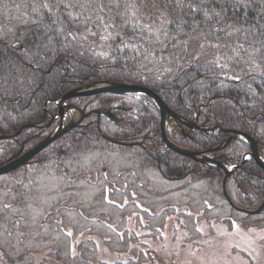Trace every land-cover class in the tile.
Returning <instances> with one entry per match:
<instances>
[{"label": "trees", "instance_id": "obj_1", "mask_svg": "<svg viewBox=\"0 0 264 264\" xmlns=\"http://www.w3.org/2000/svg\"><path fill=\"white\" fill-rule=\"evenodd\" d=\"M101 82L144 86L186 121L244 131L264 156V0H0V136L45 124L61 94ZM74 101L86 114L79 124L0 175V264H140L141 239L159 237L180 208L192 237L200 219L264 227V209L234 206L264 202L252 158L227 178L233 205L222 168L166 148L150 97ZM54 124L1 138L0 166ZM179 129L166 123L171 140L196 151L227 136ZM249 150L236 137L211 156L239 164ZM80 234L133 257L103 262Z\"/></svg>", "mask_w": 264, "mask_h": 264}, {"label": "rangeland", "instance_id": "obj_2", "mask_svg": "<svg viewBox=\"0 0 264 264\" xmlns=\"http://www.w3.org/2000/svg\"><path fill=\"white\" fill-rule=\"evenodd\" d=\"M78 114L73 109L65 118L69 120ZM182 211L184 208L177 209L167 217L159 237L141 239L139 247L147 259L140 264H264V227H243L235 221L228 226L222 221L196 220V217L198 235L192 237L176 215ZM134 226L133 221L127 223L129 229ZM136 231L137 234L141 232ZM88 237L97 243L98 258L103 262L133 257L128 251L110 252L92 235L80 234L76 242Z\"/></svg>", "mask_w": 264, "mask_h": 264}, {"label": "water", "instance_id": "obj_3", "mask_svg": "<svg viewBox=\"0 0 264 264\" xmlns=\"http://www.w3.org/2000/svg\"><path fill=\"white\" fill-rule=\"evenodd\" d=\"M98 93H112V94H121V95L141 94V95H146L150 97L155 102L160 112V133H161V138L166 148L173 150L175 152H178L179 154H182L184 156L190 157L201 163L209 164V165H216L222 168L225 172V177L223 179L224 192L228 200L232 204L233 202L230 199L227 193V189H226L227 178L232 173V171L236 169V167L242 165L246 160L250 158H252L258 166L264 169V156L261 152L260 144L253 137L248 135L246 132L232 130V129L222 130V132L228 134V136L226 137L224 141H222L216 147H212V148H209L203 151H196V150L185 148L170 139V137L168 136L166 132L167 122L173 119L175 121H181L187 127L194 128V129H200L203 132L207 131L208 129L206 127L196 124L193 121L184 120L178 113L174 112L158 94H156L153 90L149 88H146L140 85H129V84H123V83H114V82H101V83L87 84L81 87H77L59 96L58 100L56 99L55 101L57 102V105L59 106L60 111H62L63 108H66L65 115H67L68 112H70V110L76 109L79 113L78 118H71L66 124L61 123L57 127V129H55V131H53L51 134L41 139L38 143H36L30 149H28L21 155L15 157L14 159L10 160L6 164L1 165L0 175L14 171L20 166L25 165L32 157L38 154L42 149H44L53 140L57 139L60 135L64 134L65 132H67L68 130L75 127L77 124H79V122L86 116V114L76 104L72 103L71 100L77 97L91 95V94H98ZM98 113L100 112L98 111ZM51 121L52 119L48 122L47 125H49ZM30 126L38 127L39 125L38 124H28V125L22 126L21 128H19L17 132L13 134H9V135L0 136V139L10 138V137L19 135L26 128ZM216 127H219V126H216ZM236 137L243 138L249 144V148H250V150L242 157V160L239 164L228 165L222 161H219L218 158L211 156L213 152L227 146ZM234 206L239 210L245 211L250 214H254V213H259L264 209V202L257 209H244L236 205Z\"/></svg>", "mask_w": 264, "mask_h": 264}, {"label": "flooded vegetation", "instance_id": "obj_4", "mask_svg": "<svg viewBox=\"0 0 264 264\" xmlns=\"http://www.w3.org/2000/svg\"><path fill=\"white\" fill-rule=\"evenodd\" d=\"M62 95V94H61ZM60 95V96H61ZM56 100V99H55ZM54 100V103H55V111L54 112H49L48 114H49V120L45 123V124H40V123H32V124H38L39 126L38 127H41V128H45V127H48L49 125H51V124H53V123H55L54 124V128H53V131H55V129H57V127L61 124V123H63V124H66L69 120H67L66 118H65V113H66V108H63L62 109V111H60V109H59V106L57 105V102ZM57 100H58V98H57ZM71 102L72 103H74V104H76L77 106H78V103H77V101H74V99L73 100H71ZM79 107V106H78ZM80 108V107H79ZM70 111H72V110H70ZM68 113H70V112H68ZM61 114V115H60ZM79 116V115H78ZM78 116L77 117H74V118H78ZM52 119V121H51V123L49 124V125H47L48 124V122L50 121ZM167 123H170L171 124V126L172 125H174L175 126V128H176V130L177 129H179L181 126H186L184 123H182L181 121H175V120H170L169 122H167ZM28 125V124H27ZM31 127V126H30ZM187 127V126H186ZM216 125L215 126H213V127H211V128H207L208 130L207 131H205L206 133H209V134H212V135H218V134H220V133H224V132H222V130H224V129H220L219 127H216ZM213 128V129H212ZM194 129V128H193ZM180 130V129H179ZM52 131V132H53ZM51 132V133H52ZM51 133H49V134H51ZM49 134H47L46 136H48ZM227 136H228V134H226ZM45 136V137H46ZM226 136V137H227ZM226 137H225V139H226ZM44 138V137H43ZM42 138V139H43ZM224 139V140H225ZM223 140V141H224ZM27 151V150H26ZM25 152V151H24ZM23 152V153H24ZM22 154V153H21ZM20 154V155H21ZM19 156V155H18ZM17 157V156H16ZM31 160V159H30ZM29 160V161H30ZM28 161V162H29Z\"/></svg>", "mask_w": 264, "mask_h": 264}]
</instances>
